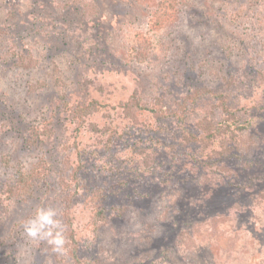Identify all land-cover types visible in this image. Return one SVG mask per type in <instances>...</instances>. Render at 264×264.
Here are the masks:
<instances>
[{
  "label": "rangeland",
  "instance_id": "obj_1",
  "mask_svg": "<svg viewBox=\"0 0 264 264\" xmlns=\"http://www.w3.org/2000/svg\"><path fill=\"white\" fill-rule=\"evenodd\" d=\"M156 6L0 0V264H264V0H180L139 64L130 35ZM90 100L81 121L63 106ZM221 101L251 120L246 147L202 142ZM49 206L65 254L25 235Z\"/></svg>",
  "mask_w": 264,
  "mask_h": 264
},
{
  "label": "trees",
  "instance_id": "obj_2",
  "mask_svg": "<svg viewBox=\"0 0 264 264\" xmlns=\"http://www.w3.org/2000/svg\"><path fill=\"white\" fill-rule=\"evenodd\" d=\"M179 1L180 0H157L156 9H154L150 15L145 29H137L131 33L130 38L132 45L126 50L127 58L139 64L154 63L161 59L166 49L164 47L162 36L166 30L171 28L178 21ZM130 100V104L138 111L151 112L152 114L158 115V118L160 119H170L175 117L179 122H183L184 120L181 116L166 111L161 105L159 99H155L152 106L143 103L136 95H133ZM63 103L65 108L68 107V112L71 111L73 116L80 121L82 119L81 116L84 117L86 115L97 113L102 109V105L96 100H90L86 102V104L73 109L69 108V105L66 102ZM220 103L225 116L221 122L217 123L211 118L210 120L207 117L202 119V125L198 128L203 134L202 142L205 144L212 140H216L217 137L223 142V139L229 136L228 139L232 141L230 144H234V146H230L229 149L232 148L235 150L238 148V145L246 147L248 143L244 138L239 139L241 136L238 134V131L247 129L251 120L246 118L241 121L240 118L236 116L234 110L225 106L223 101ZM188 135L195 139V136L192 133H189ZM238 176L240 177V175Z\"/></svg>",
  "mask_w": 264,
  "mask_h": 264
},
{
  "label": "clouds",
  "instance_id": "obj_3",
  "mask_svg": "<svg viewBox=\"0 0 264 264\" xmlns=\"http://www.w3.org/2000/svg\"><path fill=\"white\" fill-rule=\"evenodd\" d=\"M59 210L55 207H39L24 224L25 235L37 241H45L55 253H66V238Z\"/></svg>",
  "mask_w": 264,
  "mask_h": 264
}]
</instances>
